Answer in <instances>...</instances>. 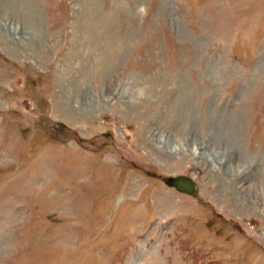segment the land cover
I'll use <instances>...</instances> for the list:
<instances>
[{
    "label": "rangeland",
    "instance_id": "obj_1",
    "mask_svg": "<svg viewBox=\"0 0 264 264\" xmlns=\"http://www.w3.org/2000/svg\"><path fill=\"white\" fill-rule=\"evenodd\" d=\"M0 264H264V0H0Z\"/></svg>",
    "mask_w": 264,
    "mask_h": 264
},
{
    "label": "water",
    "instance_id": "obj_2",
    "mask_svg": "<svg viewBox=\"0 0 264 264\" xmlns=\"http://www.w3.org/2000/svg\"><path fill=\"white\" fill-rule=\"evenodd\" d=\"M167 184L171 187L176 188L180 192L188 193L195 195L196 187L195 184L191 181V179L187 177H171L167 180Z\"/></svg>",
    "mask_w": 264,
    "mask_h": 264
},
{
    "label": "bare ground",
    "instance_id": "obj_3",
    "mask_svg": "<svg viewBox=\"0 0 264 264\" xmlns=\"http://www.w3.org/2000/svg\"><path fill=\"white\" fill-rule=\"evenodd\" d=\"M5 26H7V25H5ZM8 29H9V28H8ZM118 94L124 97V96H126L127 92H125V91H124L123 93H120V92H119ZM129 99H130V98H129ZM129 99H128V100H129ZM205 142H207V141H205ZM202 143H203V142H202ZM215 144H216V143H215ZM218 146H220V145H218V144L215 145V147H216L217 149H218ZM220 147H221V146H220ZM220 147H219V148H220ZM197 149H198V148H197ZM206 149H207V148H206ZM206 149H205V150H206ZM226 149H227V148H226ZM233 150H234V145L229 146V147H228V150H227V151L225 150V152H227V153H224L225 158L228 157V155H229ZM200 155H201V154H200ZM205 155L207 156V154H205ZM225 158L222 159V161H220V162L223 163V161H225ZM239 167H240V166H239Z\"/></svg>",
    "mask_w": 264,
    "mask_h": 264
},
{
    "label": "clouds",
    "instance_id": "obj_4",
    "mask_svg": "<svg viewBox=\"0 0 264 264\" xmlns=\"http://www.w3.org/2000/svg\"><path fill=\"white\" fill-rule=\"evenodd\" d=\"M138 11H139V13L142 16H146L147 15V7L146 6H141ZM140 95L143 96L144 95V92L141 91Z\"/></svg>",
    "mask_w": 264,
    "mask_h": 264
}]
</instances>
